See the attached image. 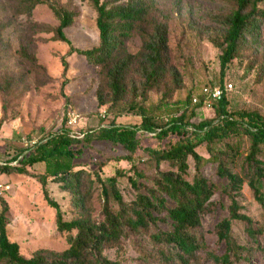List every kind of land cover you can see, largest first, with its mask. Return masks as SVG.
Here are the masks:
<instances>
[{
  "label": "trees",
  "instance_id": "16d2710c",
  "mask_svg": "<svg viewBox=\"0 0 264 264\" xmlns=\"http://www.w3.org/2000/svg\"><path fill=\"white\" fill-rule=\"evenodd\" d=\"M87 1L96 12L97 43L82 49L69 45V51L81 54L87 64L96 67L101 81L94 89V96L98 105H106L105 113L116 108L113 116L137 114L140 120L137 124H123L111 118L96 130L86 128L78 132H71L67 126L61 127L34 143L28 153H22L20 157L15 154L0 162V173H26V164L42 163L43 172L38 179L43 197L54 208L56 229L67 231V246L64 248L41 246L29 255L20 253L17 242L6 234L8 204L0 195V264H116L103 250L109 247L120 249L124 239H129L138 252L136 264H203L205 260H211L213 264H251L252 248L235 239L231 233V221H240L247 240L264 254V242H261L264 239V164L258 156L264 142V117L255 110L237 113L227 110L229 89L207 107H214L212 117L196 123L189 121L187 108L192 107L191 113L194 108L205 107L200 100L203 85L192 94L198 96L196 102L189 93L177 105L168 102L179 87L181 77L169 62L168 18L156 0ZM230 1L234 7L226 14L214 16L218 26L205 32L209 41L219 48L220 72L231 59H241L245 47L255 50L261 44L260 25L264 20V5L258 4L261 0ZM42 2L47 3L58 19L50 29L51 38L69 44L63 29L71 24L74 10L55 0H15L16 11L23 14L33 30L45 28L31 21L32 9ZM133 33L139 35L140 43L135 51L129 52L125 43ZM30 43L31 39L20 42L17 52L34 61ZM253 65L256 67L255 77L263 78L264 52L258 61L249 60L246 70ZM165 79L168 83L161 90L158 102L150 103L148 92L158 88ZM235 114L249 136L240 173L228 165L229 156L235 151L233 142L223 141L218 149L212 147L215 139L225 138L237 125ZM215 119L218 121L214 122ZM138 131L153 132L159 138L169 132L181 137L163 149L147 148L154 166L150 185L141 183L139 179L143 172L135 164L125 169L116 167L106 182L96 174L102 197V218L92 219L82 209L84 194L80 191L82 180H91V177L85 169L74 168L72 158L80 154L81 148L73 145L80 142L86 145L91 138H102L119 142L131 152L138 145ZM202 142L209 151L207 157L195 150V146ZM125 158L128 159V155ZM189 159L193 173L187 179ZM160 161H165L168 167L160 168ZM207 161H213L215 173L224 178L221 192L229 198L227 215L214 223L211 232L217 243L222 244L221 251L207 243V234L201 229V215L214 209V202L210 199L214 185L201 172ZM118 175L126 176L134 189V196L128 201L123 200L117 188ZM244 178L260 205V222L242 211L237 201ZM46 180L70 193L72 206L79 208L74 216L63 218L58 202L48 194ZM110 197L116 202L115 209L109 203ZM161 221H167V226L160 227L158 222Z\"/></svg>",
  "mask_w": 264,
  "mask_h": 264
},
{
  "label": "rangeland",
  "instance_id": "374dc122",
  "mask_svg": "<svg viewBox=\"0 0 264 264\" xmlns=\"http://www.w3.org/2000/svg\"><path fill=\"white\" fill-rule=\"evenodd\" d=\"M55 1L75 11L71 24L63 29L69 44L51 38L50 29L57 24L58 19L47 3H38L32 9L31 21L45 27L35 31L23 14L16 11L15 0H0V162L9 160L15 154L20 157L22 153H28L34 143L44 140L48 134L61 127L67 126L71 132H78L79 129L86 128L96 130L111 118L116 123L123 124H137L140 120L137 114L113 116L116 108L105 113L106 105H98L94 96V89L101 81L96 67L87 64L81 54L69 51V45L82 49L97 43L94 7L87 0ZM156 4L167 15L169 62L176 67L181 77L179 87L168 98V102L177 105L183 101L186 93H197L201 85L226 81L231 83V89L226 94L227 110L235 113L255 110L264 117V77H255L256 64L246 70L247 62L258 61L264 52V20L260 25L259 47L255 50L245 47L242 58L231 59L220 72L217 59L219 48L209 41L205 32L218 26L213 17L228 13L234 7L232 2L156 0ZM258 4L264 5V0ZM27 39H31L30 49L34 61L17 52L20 42ZM139 43V35L133 33L127 39L125 48L133 52ZM167 83L165 79L158 88L148 92L150 103L158 102L161 90ZM190 107L187 108V115L193 123L214 115V107H197L189 113ZM68 109L78 113L76 123L72 126L65 122ZM234 118L238 121L237 125L225 138L215 139L212 147L218 149L222 147L223 141L233 142L235 151L229 156L228 165L233 171L240 173L249 136L236 114ZM217 121L215 119L214 122ZM136 136L138 145L131 152L119 142L102 138H91L86 145L81 142L73 145L81 148L80 154L72 158L74 168L85 169L91 177V180H82L80 191L84 194L82 209L92 219L102 218V197L96 174L106 182L116 167L125 169L130 164H135L143 172L139 179L141 183L150 185L154 166L147 148L163 149L181 137L169 132L159 138L148 131H138ZM195 150L204 157L209 155L204 142L196 145ZM125 155H128V159ZM258 156L264 164V142L260 145ZM188 165L185 177L190 179L193 173L190 159ZM25 167L26 173H0V195L8 204L6 234L9 239L17 242L19 252L24 255H29L33 249L41 246L64 248L67 246V231L56 229L54 208L43 197L38 179V175L43 172V165L35 162L26 164ZM159 167L166 168L168 165L165 161H160ZM201 172L214 185V192L210 197L214 202V209L201 215V229L207 234V243L221 251L222 244L217 243L211 232L214 223L227 215L229 198L221 192L224 178L215 173L213 161L205 162ZM116 180L123 200L132 199L134 189L126 176L118 175ZM45 187L48 194L58 202L63 218L69 219L79 211L78 207L72 206L70 193L60 190L55 182L46 180ZM236 198L242 211L258 222L262 220L260 205L253 198L246 178ZM109 203L113 209L116 208L113 198H109ZM158 224L166 227L167 221ZM231 233L237 241L248 243L252 248L251 264H264V254L247 240L240 221H231ZM143 239L146 240V237ZM103 252L116 264H136L138 252L129 239L122 241L120 249L109 247ZM203 264L213 263L205 260Z\"/></svg>",
  "mask_w": 264,
  "mask_h": 264
},
{
  "label": "built area",
  "instance_id": "2783aa9c",
  "mask_svg": "<svg viewBox=\"0 0 264 264\" xmlns=\"http://www.w3.org/2000/svg\"><path fill=\"white\" fill-rule=\"evenodd\" d=\"M231 89V83L230 82H225L222 85L218 84H213V85H203L200 90V100L202 104L205 107H209L213 101L218 99L224 91H227ZM198 100L197 95H192V101L196 102ZM78 117V113L75 112L72 109H68L66 111V117H65V122L68 126H72L73 124L76 123Z\"/></svg>",
  "mask_w": 264,
  "mask_h": 264
}]
</instances>
